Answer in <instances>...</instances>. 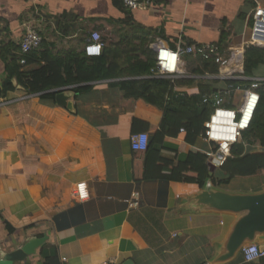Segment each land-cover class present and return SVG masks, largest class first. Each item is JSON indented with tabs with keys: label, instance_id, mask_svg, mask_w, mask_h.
<instances>
[{
	"label": "crops",
	"instance_id": "crops-1",
	"mask_svg": "<svg viewBox=\"0 0 264 264\" xmlns=\"http://www.w3.org/2000/svg\"><path fill=\"white\" fill-rule=\"evenodd\" d=\"M253 1L152 0L148 8L132 12L122 0H0V82L6 78L1 45L18 44L27 25H33L53 53L62 56L70 50L85 52L95 30L103 33L102 53L110 43L127 37L139 43V35L147 34L155 63L153 44L158 38L172 48L218 47L222 31L227 30L232 39L222 43L224 51L219 55L230 61V47L245 44L250 36V16L256 12ZM201 59L197 54L184 55L183 66L190 76L182 78H204L194 73ZM151 77L156 76L136 79ZM255 77L264 78V67ZM124 79L130 78L84 83L90 88L70 98L73 109L43 92L30 94L22 86L0 97V259L31 239L44 241L13 264H45L43 250L52 252L59 264L128 260L202 264L214 256L233 217L187 209L183 200L201 189L198 183L142 178L143 153L130 143L133 120L156 126L162 112L144 100L127 97L118 85ZM223 82L218 86L226 88ZM66 88L67 93H75L74 86L61 89ZM197 89L195 83L188 91ZM55 90L60 89L48 92ZM143 131L150 137L149 130ZM184 137L181 131L179 137L167 139L163 157L174 163L185 161L191 145L182 146ZM209 144L204 137L196 142L204 148ZM83 182L86 199L78 195ZM234 182L218 186L241 192L264 189V178ZM134 193L139 194L140 204L132 208L129 201Z\"/></svg>",
	"mask_w": 264,
	"mask_h": 264
},
{
	"label": "trees",
	"instance_id": "trees-1",
	"mask_svg": "<svg viewBox=\"0 0 264 264\" xmlns=\"http://www.w3.org/2000/svg\"><path fill=\"white\" fill-rule=\"evenodd\" d=\"M253 2L256 9L258 5L264 6V0ZM130 20L128 19L129 22ZM256 22L254 15L250 16V36L247 42L230 47L232 52L241 51L239 60L233 66L235 75L253 78L264 66V34L254 32ZM147 38V34H142L139 35V43L128 37L125 38L126 41L110 43L99 56H87L85 52L73 50L66 52L64 56L57 55L44 40L40 48L23 54L18 44L8 41L1 45L6 78L0 82V97L16 90L17 86H22L30 94L43 92L45 97L55 99L57 91H48L74 86L75 93L80 94L90 88L84 84L86 82L130 78L118 81V85L126 91V96L144 100L162 112V120L156 126L137 118L133 120V133L146 129L151 132L149 146L142 151V178L198 183L203 187L209 176V153L216 151L217 146L210 143L208 148L198 147L196 142L199 137L204 136L205 123L216 106L215 96L224 95L228 99L227 106L239 111L238 117L242 121L241 138L232 146L231 156L220 166L219 173L215 171L214 183L228 186L233 180L255 179L259 174H264V80L259 81L254 88L252 80H225L223 83L226 88H223L218 86L221 82L219 79H136L150 75L155 66V58L148 49ZM231 39L232 33L223 30L218 45L219 54L224 51L222 43ZM215 57L201 59L194 73L220 74L228 69V66L216 61ZM21 58L26 59V64L20 63ZM33 64L39 66L27 68ZM195 83L197 91L189 92V87ZM182 128L185 129L182 146L190 144L191 149L185 161L174 163L163 157L162 149L167 139L179 137ZM165 169L170 172L165 173ZM7 226L9 231H15L11 225ZM51 253L43 250L45 264H59L56 256H51ZM236 261L238 264H264V257L256 262L245 263L240 256Z\"/></svg>",
	"mask_w": 264,
	"mask_h": 264
},
{
	"label": "built area",
	"instance_id": "built-area-1",
	"mask_svg": "<svg viewBox=\"0 0 264 264\" xmlns=\"http://www.w3.org/2000/svg\"><path fill=\"white\" fill-rule=\"evenodd\" d=\"M123 6L128 11H137L140 9L148 8L152 0H122ZM256 18V27L254 32L264 34V6L258 5L254 14ZM43 38L39 31L33 25H27L25 33L19 40L21 53L27 54L31 51L41 47ZM254 41H256L254 39ZM259 41V38L257 42ZM103 40L99 31H92L89 42L85 45L84 51L87 56H99L102 54ZM153 48L156 52V63L151 69V75L156 77H164L172 80H176L182 77H188L187 70L183 66V56L187 54H197L202 59L213 58L221 62L223 65L228 66L223 73L220 74H206L204 78L219 79V80H233L244 79L252 80V88L258 85L259 81H263L262 77H247L233 74L232 64L236 63L240 56L241 51L232 52L230 62L228 59L219 55L218 47L215 45H179L177 48H172L161 38L153 44ZM20 63L26 64V59L21 58ZM203 77V76H202ZM230 89V88H229ZM228 92L230 93V90ZM227 97L224 95L215 96L216 106L213 109L210 119L205 123L204 139L209 143L217 146V150L209 153V160L218 159L219 165L222 166L227 159L231 156L232 146L241 138L242 121L239 120V111L235 108L227 106ZM181 131H185L184 128ZM149 133L146 131L136 132L131 134L130 143L131 147L135 151H144L149 146ZM217 153L221 156L217 157ZM78 195L81 199L88 197V189L86 183H80L78 185ZM140 204V198L138 193H134L129 201V206L134 208ZM264 244V242H263ZM240 255L245 263L256 262L264 257V249L260 248V243H249L242 247Z\"/></svg>",
	"mask_w": 264,
	"mask_h": 264
},
{
	"label": "water",
	"instance_id": "water-1",
	"mask_svg": "<svg viewBox=\"0 0 264 264\" xmlns=\"http://www.w3.org/2000/svg\"><path fill=\"white\" fill-rule=\"evenodd\" d=\"M76 93L69 94L66 89L58 90L56 102L68 109H73L70 98ZM221 154L217 153V157ZM209 176L203 187L183 200L187 209L200 212H214L229 215L233 220L229 229L216 246L214 256L202 264H229L239 258L242 247L249 243L264 241V189L241 192L230 191L219 187L213 181V176L219 165L218 159L208 161ZM44 239H31L22 247L6 253L0 259V264H13L23 260L43 244ZM264 249V244H260ZM123 264H135L128 260Z\"/></svg>",
	"mask_w": 264,
	"mask_h": 264
},
{
	"label": "rangeland",
	"instance_id": "rangeland-1",
	"mask_svg": "<svg viewBox=\"0 0 264 264\" xmlns=\"http://www.w3.org/2000/svg\"><path fill=\"white\" fill-rule=\"evenodd\" d=\"M249 35H250V29H249ZM101 36L103 37V33L102 32H101ZM262 67H264V66H262ZM258 177H260V179H263L264 178V176L263 177L262 176H258ZM260 179H256V178L255 179H252V178H248V179H236L234 183H240L239 181H242L244 183H246V182L249 181L248 183H252L253 181H257V180H260Z\"/></svg>",
	"mask_w": 264,
	"mask_h": 264
}]
</instances>
